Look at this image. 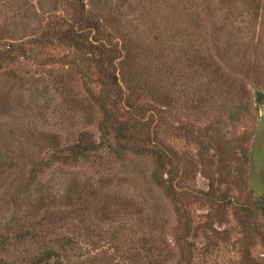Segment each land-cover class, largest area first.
<instances>
[{"label": "rangeland", "instance_id": "rangeland-1", "mask_svg": "<svg viewBox=\"0 0 264 264\" xmlns=\"http://www.w3.org/2000/svg\"><path fill=\"white\" fill-rule=\"evenodd\" d=\"M83 3L122 55L133 50L137 68L151 73L141 76L161 84L164 97L147 103L164 118L159 138L183 157L180 192L195 194L186 208L192 259L182 264H264V218L248 209L264 195V0ZM71 12L66 0H0V49L15 57L0 71V264H91L134 249L146 227L127 218L84 223L71 214L51 235V209L76 212L88 194L73 185L98 182L113 183V196L148 198L165 263L175 264L186 225L152 183L149 158L105 151L96 163L51 166V136L69 144L81 131L97 133L99 120L72 51L51 47V21L58 28ZM51 239L71 241L68 257L51 260Z\"/></svg>", "mask_w": 264, "mask_h": 264}, {"label": "trees", "instance_id": "trees-1", "mask_svg": "<svg viewBox=\"0 0 264 264\" xmlns=\"http://www.w3.org/2000/svg\"><path fill=\"white\" fill-rule=\"evenodd\" d=\"M66 1L72 10L71 20L69 22L67 18L61 17L62 20L56 21L58 28H52L51 21V47L58 43L72 51L73 59H70V63L81 71L88 99L97 107L99 120L97 133L81 131L69 144H62L57 135L51 136V166L59 165L64 168L80 161L96 163L102 160L105 151L120 158L128 153L136 158H149L152 162V183L174 203L179 222L186 225V239H175L180 255L179 259L176 257L175 264L191 260L193 245L189 243L188 237L192 218L186 208L191 205V197L195 194L189 190L180 192L183 157L179 158L176 152L159 138L160 124L164 118L160 109L155 112L147 103L149 96L154 102H159L158 100L164 97L159 93L161 84L141 76L144 72L148 75L151 73L137 68L142 63L136 60L133 50H127V57L122 55L124 49L122 50L117 42L114 43L102 24L89 14L83 0ZM12 53L13 50L0 49V71L14 61ZM68 55L64 58H68ZM121 57L122 61H118ZM124 68L126 70L121 71ZM64 81L67 80L61 77L55 79V84L59 85ZM166 98L169 97L165 96ZM112 184L87 183L81 188L74 184V187L81 189V193L88 195L77 199L80 206L75 209L76 212L68 209L56 212L51 209V235L59 222L71 219V214H77L84 223L94 221L93 218L98 216L104 218L107 223H112L120 217L127 218L129 221H135L136 226L142 229L146 227L143 236L136 240V247L126 251L120 260L112 255H104L101 259H98L99 256L90 259V263L96 264L94 262L97 260L98 264H166L169 258L163 253L161 239L157 237L154 226L157 223L156 217L147 213L148 198L136 195L127 197L123 194L113 196L108 191ZM70 190L72 191V188ZM210 190L214 191L212 183ZM208 192L206 195H210ZM97 195L99 196L95 198ZM63 199L73 200L72 195H68L63 196L59 202L62 203ZM56 200V196L51 192V206L57 204ZM248 209L251 216L261 214L264 218V195L255 199L252 208ZM87 231V236L91 238L89 227ZM70 243V240L60 242L51 239V260L59 255V251L66 254ZM64 257H68L67 254Z\"/></svg>", "mask_w": 264, "mask_h": 264}]
</instances>
